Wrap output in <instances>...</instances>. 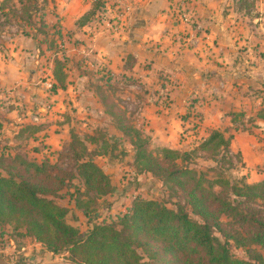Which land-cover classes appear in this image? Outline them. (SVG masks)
I'll return each instance as SVG.
<instances>
[{
    "label": "rangeland",
    "instance_id": "rangeland-1",
    "mask_svg": "<svg viewBox=\"0 0 264 264\" xmlns=\"http://www.w3.org/2000/svg\"><path fill=\"white\" fill-rule=\"evenodd\" d=\"M117 5V0H0V93L5 94L0 96V157L19 154L31 162H49L63 170L65 188L51 199L69 210L66 223L82 234H87L95 225L118 221L138 198L158 202L175 211L184 210L192 220L200 222L178 188L144 171L136 161L137 152L127 132L129 127H137L143 133L149 140L147 149L153 155L161 157L165 149L144 130L137 116L139 101L144 100L140 91L146 87L129 78L106 83L102 79L105 74L110 76L106 67L97 64L95 59L91 61L94 54L103 56L105 53L102 43L106 33L102 27L108 23L120 26L124 19L121 18V10L108 15V6L115 8ZM241 5L248 10H260L264 8V0H247ZM129 18H125L126 23ZM93 27L96 31H92ZM94 48L95 53L87 57L86 49L92 51ZM15 62L16 66H12L11 63ZM19 64L24 66L20 68ZM12 70L25 72L26 76L22 78L31 89L11 96L7 89L18 83L6 85L8 81L5 79ZM55 73L58 79L65 80V91L60 89V84L59 89L54 90L53 82L47 83L56 77ZM158 77L160 83L165 84L164 70L158 71ZM37 102L47 109L42 118L48 122L47 126L52 127L51 131L39 132L35 137L29 127L28 131L20 133V124L25 127L34 124L33 104ZM8 109L15 111V119L5 117ZM24 115L25 119H31L19 124L17 118ZM9 122L16 127V130H11V136H14L12 143L6 137L9 132L1 135ZM53 132L60 135V140L52 138ZM227 133L229 136L230 130ZM200 143L197 141L179 151H192ZM87 161H93L111 180L113 188L108 195L100 196L87 188L80 170V165ZM188 166L198 174L197 177L204 174L211 183L220 176L248 183L243 176L246 170L242 156L237 150H230V153L214 160L195 158ZM0 177H8V171L1 165ZM205 185L209 187L208 183ZM213 191L219 195L222 189L214 185ZM81 204L88 212L80 207ZM242 208L264 213L259 205H250L249 208L244 205ZM222 220L224 223L232 222L225 217ZM251 249L264 258V248L252 246ZM230 250L235 258L256 264V254H249L246 248L231 241ZM0 264L80 263L72 261L66 251L59 254L50 252L25 227L0 219Z\"/></svg>",
    "mask_w": 264,
    "mask_h": 264
},
{
    "label": "crops",
    "instance_id": "crops-1",
    "mask_svg": "<svg viewBox=\"0 0 264 264\" xmlns=\"http://www.w3.org/2000/svg\"><path fill=\"white\" fill-rule=\"evenodd\" d=\"M184 1L192 2L186 4L194 11L192 25L182 23L178 16ZM245 1L117 0L115 8L108 6V15L121 10L124 19L120 26L108 23L102 27L105 53L90 57L106 67L110 83L129 78L146 87L140 91L144 100L139 101L136 112L155 142L165 149L180 150L197 141L203 143L214 131L226 136L230 130L226 138L232 137L230 150L242 156L243 176L248 183L258 184L264 182V8L245 9L241 7ZM126 17H130L127 23ZM88 47L91 49L90 44ZM86 50L87 57L95 53V48ZM160 70L165 71V84L160 83ZM24 73L12 70L6 74V85L18 83L7 89L11 96L31 89L22 78ZM53 78L47 83L53 82L52 88L58 90ZM33 105L34 124L22 126L20 123L31 119L24 115L17 118L18 130L23 134L30 127L36 137L52 127L42 118L46 107L40 102ZM6 113L7 119H15V111ZM13 128L16 130L9 122L1 132L2 136L9 132L5 136L11 143ZM55 133L52 138L60 140Z\"/></svg>",
    "mask_w": 264,
    "mask_h": 264
},
{
    "label": "trees",
    "instance_id": "trees-1",
    "mask_svg": "<svg viewBox=\"0 0 264 264\" xmlns=\"http://www.w3.org/2000/svg\"><path fill=\"white\" fill-rule=\"evenodd\" d=\"M55 76L65 88V80ZM110 78L107 74L102 77L106 83ZM127 132L138 165L178 188L200 222L184 210L138 198L118 221L95 225L82 234L66 223L69 210L51 199L65 188L64 171L19 154L0 157L1 167L8 171V177H0V219L25 227L50 252L66 251L80 264H252L231 254V241L249 254L255 253L256 264H264V258L251 249L264 248V213L242 208L259 205L264 209V182L249 184L220 176L211 183L188 166L195 158L214 160L230 153L232 137L214 131L192 151L163 149L157 157L147 149L149 140L142 132L133 127ZM80 170L92 193L105 196L112 191L111 180L93 161L82 163ZM214 185L222 189L219 195L213 191ZM80 207L88 212L84 204ZM224 217L232 222L224 223Z\"/></svg>",
    "mask_w": 264,
    "mask_h": 264
},
{
    "label": "built area",
    "instance_id": "built-area-1",
    "mask_svg": "<svg viewBox=\"0 0 264 264\" xmlns=\"http://www.w3.org/2000/svg\"><path fill=\"white\" fill-rule=\"evenodd\" d=\"M187 3L182 2L179 10H178V16L182 23L186 25H192V20L194 19V11H192V8H190Z\"/></svg>",
    "mask_w": 264,
    "mask_h": 264
}]
</instances>
